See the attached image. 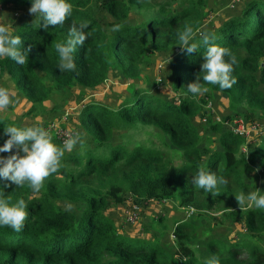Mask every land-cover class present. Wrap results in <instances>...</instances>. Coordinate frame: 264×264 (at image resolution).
<instances>
[{
    "label": "trees",
    "instance_id": "16d2710c",
    "mask_svg": "<svg viewBox=\"0 0 264 264\" xmlns=\"http://www.w3.org/2000/svg\"><path fill=\"white\" fill-rule=\"evenodd\" d=\"M95 1L70 0L71 16L48 30L40 27L39 16L20 22L13 34L20 36L21 49L27 51L24 64L0 58V78L7 77L31 104L26 116L37 113L55 88L95 91L116 73L129 86V96L115 108L98 101L85 104L78 116L82 145L64 153L38 192L27 184L16 188L0 180L3 195L10 202L23 198L28 213L18 232L0 227V264H206L213 257L220 264H264V209L245 211V234L240 239L211 236L201 241L205 236L195 224L180 222L173 231L174 253L150 237L120 231L106 215L110 201L120 203L124 195H131L142 202L176 199L180 207L201 216L223 212L237 217V212L229 213L241 208L235 195L254 191L244 181L246 171L250 165L264 170V133L261 141L248 145L244 137L209 119L204 135L195 123L202 115L200 95L194 97L186 88L200 75L207 49L200 34H212L215 40L210 42L235 58L231 73L235 83L224 90L205 85L207 92L227 95L233 112L244 106L264 117V0H251L212 29L203 26L208 0H168L156 12L150 10V0H102L111 23L94 14ZM0 2L31 6L30 0ZM142 11L144 17L137 19ZM73 22H87L86 39L73 53L75 69L62 72L55 44L67 40ZM114 25L119 29L109 34L106 27ZM185 26L193 29L192 42L197 44L191 54L182 53L178 45L177 33ZM153 52L172 54L170 71L181 95L178 102L152 94L146 82L145 86L136 82ZM5 125L21 127L0 119V132ZM141 127L156 129L162 148L118 143L117 133ZM51 138L63 144L58 136ZM245 145L248 155L242 153ZM201 167L224 178L215 195L192 183ZM61 199L79 205L80 212L57 207L55 202Z\"/></svg>",
    "mask_w": 264,
    "mask_h": 264
},
{
    "label": "rangeland",
    "instance_id": "374dc122",
    "mask_svg": "<svg viewBox=\"0 0 264 264\" xmlns=\"http://www.w3.org/2000/svg\"><path fill=\"white\" fill-rule=\"evenodd\" d=\"M167 1L150 0L152 5L150 10L156 12L159 5ZM250 1L208 0L206 20L203 26L206 29L219 27L227 16L243 10ZM105 3L102 0H96L92 9L103 23H111L113 19L106 12ZM172 5L178 7V3L172 2ZM28 9L0 2V25L9 26L14 30L20 22L35 19L36 15H30ZM135 17L141 19L144 17V12L142 11L140 16L136 15ZM106 29L109 34L113 32L110 27H106ZM171 57L172 54L170 53H151L144 60L140 72L141 78L136 82L138 81L141 86H145L146 82L150 86L152 94L167 101L178 102L181 95L174 89L170 71ZM47 84L50 85V83ZM0 87L10 90L13 101L7 108L0 109V119L12 120L21 126H42L49 131L51 137L63 135L66 139L77 136L80 131L82 132L78 126V116L88 101H98L115 108L122 99L129 96L128 82L116 73L95 91H84L79 87L72 89L55 88L53 96L45 101L44 106L37 113L26 116L31 104L24 95L13 87L7 77L0 78ZM261 88L264 93V85ZM198 102L202 115L195 118V123L204 135L207 134L209 119L221 123L226 131L232 132L234 119L240 117L249 130V137L245 138L246 143L252 145V142L257 139L261 141L264 133V117L247 111L244 106L239 108L238 112H233L227 95L222 93L206 92L199 96ZM123 133L125 134L124 139L121 138ZM157 134L158 131L154 128L141 127L117 133V141L118 143H130L131 146L141 144L162 148V143L156 136ZM216 138L214 147L218 148L219 143ZM82 143L78 142L77 146H81ZM247 150L245 145L242 148V153L248 155ZM177 163H181V160H177ZM254 169L258 168L250 165L244 181L251 185L254 191H264V170L253 171ZM55 203L57 207L63 209H65L66 203H71L73 205L71 211L80 212L79 205L68 200L61 199ZM253 207H248V202L245 201L241 208L229 211V213L231 211L237 212V217H232L223 212L205 213L201 216L197 212L191 213L189 209L180 207L176 199H168L162 202H142L131 195H124L120 203L109 202L106 215L120 231L132 235L140 234L146 238L150 237L174 253L173 231L178 223L186 221L195 224L199 228V233L205 236L201 241L211 236L225 240L230 237L240 239L245 234L244 213Z\"/></svg>",
    "mask_w": 264,
    "mask_h": 264
},
{
    "label": "clouds",
    "instance_id": "9594fccd",
    "mask_svg": "<svg viewBox=\"0 0 264 264\" xmlns=\"http://www.w3.org/2000/svg\"><path fill=\"white\" fill-rule=\"evenodd\" d=\"M30 5L29 14L40 17L43 21L40 27L44 30H48L50 25L63 24L66 18L71 16L73 7L70 0H30ZM87 28V22L78 24L73 22L67 40L55 44L60 61L58 68L62 72L75 69L73 53L77 46L84 43ZM118 29L119 25H114L112 28L113 31ZM200 36L201 43L207 46L200 65L201 72L186 88L187 93L194 97L203 95L209 90L205 85H217L224 90L231 88L235 83V78L231 75L235 58L230 55L228 49L210 42L215 40L214 35L201 33ZM193 38V29L188 26L177 33L178 45L182 53L191 54L197 49V44L192 42ZM26 56L27 51L21 49L20 36L14 35L9 26L0 25V58L9 57L22 65ZM11 95L9 89L0 87V109L7 108L13 102ZM0 141H2L0 154L9 153L7 156L0 155V180L8 181L16 188L27 184L35 193L41 189L45 178L57 170L64 153L72 151L79 141V136H71L65 139L62 145H57L52 142L49 131L42 126L5 125L3 132H0ZM192 183L215 195L214 190L217 185L224 184L225 181L223 177H218L214 172L201 167L192 177ZM8 186V184L4 185V187ZM235 199L239 206L247 201L248 207L264 209V191L240 193L235 195ZM72 207L71 203L65 204L66 211H71ZM26 209L27 204L23 198L10 202L0 189V227L7 226L14 231H20L28 214ZM206 264H220V260L218 257H213Z\"/></svg>",
    "mask_w": 264,
    "mask_h": 264
},
{
    "label": "built area",
    "instance_id": "2783aa9c",
    "mask_svg": "<svg viewBox=\"0 0 264 264\" xmlns=\"http://www.w3.org/2000/svg\"><path fill=\"white\" fill-rule=\"evenodd\" d=\"M233 132L236 135L242 136L244 138L249 137L248 136L249 135L248 127L245 125L244 120L240 117H236L233 121ZM58 138L62 141V143L66 139L65 136H63V135L62 136L60 135V137H58ZM189 212L194 213V210L189 209ZM131 219H132V217H131Z\"/></svg>",
    "mask_w": 264,
    "mask_h": 264
}]
</instances>
